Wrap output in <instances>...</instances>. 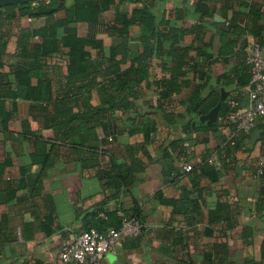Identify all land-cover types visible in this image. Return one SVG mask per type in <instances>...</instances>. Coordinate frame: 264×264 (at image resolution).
I'll return each instance as SVG.
<instances>
[{
	"label": "crops",
	"instance_id": "obj_1",
	"mask_svg": "<svg viewBox=\"0 0 264 264\" xmlns=\"http://www.w3.org/2000/svg\"><path fill=\"white\" fill-rule=\"evenodd\" d=\"M241 1L246 6L234 3L233 9L224 11L227 20L240 12L250 19L248 12L252 9L259 12V25L264 27V0ZM148 2L156 24L163 19L172 22L175 9L187 11V26L197 20L196 0ZM220 6L218 3L215 7V25L206 24L207 30L201 41V44H211L203 48L207 53L217 52L219 25L226 22ZM115 11L116 7L106 12L103 22H112ZM13 13L15 16L10 20L1 15L0 37L4 44L0 42V66L3 67L0 83L4 85L0 84V94L7 95L16 90L14 75L9 69L21 60L17 44L21 32L45 25V19L30 20L18 17L17 10ZM247 18H239L238 24H250ZM75 28L79 37L88 35L87 24L78 23ZM139 35L138 27H132L129 43L132 56L138 51ZM97 38L105 49L113 42L106 33ZM262 39L264 42V31ZM246 40L249 44L255 41L251 36H246ZM192 44H196L194 37L185 36L182 46ZM196 62L206 66L204 69L208 71L209 83L204 95L223 89L227 102L234 99L240 109L246 108V88L241 90L234 85L223 88L216 84V78L237 64V59H231L226 66L221 63L207 66L202 57L196 58ZM64 63L55 55L39 62L42 72L51 80L52 98L61 91L59 84ZM162 77L154 62L150 82ZM31 86L37 87L36 79H32ZM192 87L193 83L177 99L188 98ZM42 91L36 89L33 93L38 95ZM155 97L151 87L148 96L137 103L138 113H150V121L156 127L146 146L147 156L139 154L147 165L146 170L135 175L127 189L117 192L104 185L98 178V170L108 167L111 158L125 160L124 149L129 145L140 146L142 134L129 136L121 132L115 141H109L103 148L106 154L99 158L100 167L84 170L73 149L56 138L52 129L46 128L45 120L53 113L51 105L0 98V113L4 114L0 117V264H61L58 260L60 249L83 231L115 225L133 214L141 219L140 233L118 242L113 251L104 255L102 264H244L261 261L264 244V196L261 197V191H264V184L256 171L264 165V121H257L245 135L226 126V121L217 122L218 127L213 130L184 132L182 128L191 117L166 122L159 110L148 108ZM91 104H98L96 94H93ZM128 116L134 118L136 114ZM232 137L237 140L238 148L218 180L197 178L191 170H184L187 165L196 166L205 155L212 161L210 165L218 168L217 150L223 139ZM179 139L186 149L185 154L164 159L165 148L171 141ZM95 212L112 213V219L102 223L94 217Z\"/></svg>",
	"mask_w": 264,
	"mask_h": 264
},
{
	"label": "trees",
	"instance_id": "obj_2",
	"mask_svg": "<svg viewBox=\"0 0 264 264\" xmlns=\"http://www.w3.org/2000/svg\"><path fill=\"white\" fill-rule=\"evenodd\" d=\"M218 3H221V15L226 22L219 25V47L213 54L203 51V48L211 44H201V41L207 30L206 24L215 25L213 17ZM234 3L246 6L241 0H196L197 20L190 26L185 24L188 14L183 9L173 11L172 22L163 19L156 24L148 0H47L2 7L0 32L3 25L1 15L10 20L15 16L14 10H17L18 17L45 19V25L37 30L21 32L17 41L21 60L9 69L14 75L16 90L8 95L2 93L0 98L26 99L51 105L53 113L45 120L46 128L52 129L56 138L73 149L84 170L100 167L99 158L106 154L103 148L109 141H115L121 132L129 136L142 134L143 143L140 146L129 145L124 149L125 160L111 158L108 167L98 170V178L104 181L108 189L115 192L125 190L132 185L135 175L143 173L147 167L139 154L147 156L146 146L151 142L150 136L156 127L150 121V113H138L137 103L148 96L151 87L156 97L152 101L153 105H148V108L159 110L168 123L190 116L191 119L182 128L184 132L213 130L225 121L226 126L235 131L231 121L234 110L230 108L227 99L219 111L217 125L194 129L191 126L192 119L207 114L220 98L219 91L203 94L208 87L209 76L204 69L206 66L198 64L196 58L205 59L207 66L215 63L226 66L231 59H237V64L216 78V84L223 88L234 85L243 90L248 89L252 78L251 68L245 62L250 45L246 36H251L255 40L253 43L258 44L264 52V27L259 25L261 15L250 9V19L240 12L234 13L227 20L224 11L233 9ZM115 7L112 22L104 23L103 15ZM3 10L11 12L1 13ZM239 18H247L251 23L241 26L238 24ZM78 23L89 27L85 38L77 35L75 25ZM132 27H138L140 34L139 48L133 56L129 44ZM101 33L113 39L108 49L97 38ZM187 35H192L196 44L182 46ZM53 55L60 56L65 62L61 66V91L54 98L50 92L51 80L42 72L39 64ZM154 62L163 77L150 82ZM32 79L37 80L36 88L31 86ZM192 83L188 98L178 100L180 94ZM36 89L43 91L35 95L33 91ZM93 94L98 98L96 106L91 104ZM131 113L136 116L129 117ZM3 115L0 113L1 118ZM237 148L238 143L234 137L223 139L217 150L219 167L210 165L212 163H209L205 155L200 163L191 167L190 172H194L197 178L218 180ZM185 151L182 140H173L164 150V159L172 158L173 155L180 157ZM258 178L264 184V165ZM100 213L105 215V219L98 217ZM100 213L95 212L94 217L102 223L112 219V213ZM130 219L138 221L142 226L139 216L133 214L115 225L93 229H119L123 222ZM262 254L260 262L246 261L244 264H264V244Z\"/></svg>",
	"mask_w": 264,
	"mask_h": 264
},
{
	"label": "built area",
	"instance_id": "obj_3",
	"mask_svg": "<svg viewBox=\"0 0 264 264\" xmlns=\"http://www.w3.org/2000/svg\"><path fill=\"white\" fill-rule=\"evenodd\" d=\"M245 58L246 64L251 68L252 78L247 89L248 105L244 109L239 108L235 100L229 101V106L234 110L232 122L237 134H248L256 125L257 121H264V55L258 44L249 46ZM209 163H212L210 160ZM186 172L191 166L184 167ZM261 174V167L256 171V176ZM99 218L105 219L100 213ZM141 224L130 219L120 226L119 229H107L98 231L88 229L79 234L71 242L62 246L58 254L61 264H102L104 255L114 250V247L125 237L139 234Z\"/></svg>",
	"mask_w": 264,
	"mask_h": 264
},
{
	"label": "water",
	"instance_id": "obj_4",
	"mask_svg": "<svg viewBox=\"0 0 264 264\" xmlns=\"http://www.w3.org/2000/svg\"><path fill=\"white\" fill-rule=\"evenodd\" d=\"M47 0H0V7L10 5H22L28 3H41ZM226 93L223 89L220 90V98L217 105L211 109L207 114L199 116L195 121L192 122V128L195 127H210L214 126L218 122V114L221 109L223 102L225 101Z\"/></svg>",
	"mask_w": 264,
	"mask_h": 264
}]
</instances>
